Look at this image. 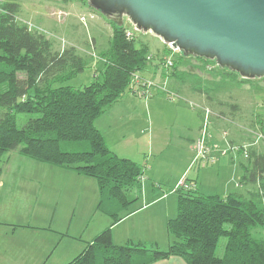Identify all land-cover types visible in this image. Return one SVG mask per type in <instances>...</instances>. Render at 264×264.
Segmentation results:
<instances>
[{
  "label": "trees",
  "instance_id": "trees-1",
  "mask_svg": "<svg viewBox=\"0 0 264 264\" xmlns=\"http://www.w3.org/2000/svg\"><path fill=\"white\" fill-rule=\"evenodd\" d=\"M21 11L20 0H0V161L6 153L18 150L33 160L95 178L100 192L98 209L112 218L113 225L141 198L144 169L113 152L95 122L129 91L133 74L146 71L153 62L150 50L144 44L138 47L135 35L127 36L126 30L133 27L129 22L118 26L110 20L111 33L105 45H98L99 53H79L75 46L56 49L53 37L41 26L42 30L30 28L21 19ZM96 56L103 68L100 74L95 72L89 85L64 84ZM185 58L201 64L178 69L174 60L167 70L174 81V85L168 82V88L181 97L178 103L194 107L188 97L203 98L209 107L220 110L211 115L210 125L224 122L226 130L242 132L236 118L240 105L231 92L253 80L221 68L215 61L181 55L187 66L190 62H184ZM208 65L215 67L209 70ZM216 69L231 83L203 77ZM194 108L202 120L201 130L204 111ZM23 115L28 118L20 124ZM242 126L264 135V116L255 107L250 123ZM253 140L249 134L241 143L232 139L219 143L242 146ZM262 142L248 147V157L242 152L228 154L242 175L227 196L177 190V214L167 221L173 236L167 250L141 241L116 244L109 226L66 264H156L170 257H180L186 264H264V237L254 233L264 228Z\"/></svg>",
  "mask_w": 264,
  "mask_h": 264
},
{
  "label": "rangeland",
  "instance_id": "rangeland-1",
  "mask_svg": "<svg viewBox=\"0 0 264 264\" xmlns=\"http://www.w3.org/2000/svg\"><path fill=\"white\" fill-rule=\"evenodd\" d=\"M20 1L22 3L21 19L44 28L49 36L53 37L56 49L75 46L79 53L90 54L94 51L97 54L100 47L98 45L107 43L111 33L109 20L89 6L87 0ZM90 14H94L95 17L89 18ZM82 16L88 18V22L84 23L81 20ZM125 24L127 25L128 22ZM132 29L136 36V45L138 47L147 45L155 60L165 59L169 54V48L166 51V43L160 42L159 37L152 33L137 31L134 27ZM181 55L183 53H176L173 59L178 69H185L188 66L182 63ZM102 68L103 65L96 56V60L83 72L68 79L64 84L82 88L89 85L94 79L95 72L100 74ZM205 78L231 83L230 79L224 78L219 69L208 72ZM252 80L239 89L234 88L231 92L235 102L240 105L236 118L239 120V128L243 131L239 129L237 131L236 128L226 130L227 125L218 121L217 127L214 125L209 127L210 139L218 143L230 141V139L241 143L249 136L242 125L247 126L250 123L253 109L256 107V112L264 116V78ZM190 101L198 104L200 107H196L200 109L208 106L198 99ZM138 102L139 105L133 109L123 101L121 106H115L109 112L110 114L101 116V119L105 120L115 113H120L128 120L125 127L127 131L125 139L130 144L128 152L131 158L145 167L142 196L138 203L150 202L156 198V194L163 191L169 194V199L177 197L178 191L175 186L184 177L189 180H198L201 183L199 190L201 193L206 190L224 196L223 194L227 192L231 184L238 180L241 168L237 163H232L228 155H221L215 162L205 166L191 165L195 155L193 140H197L201 135L202 120L197 110L194 107L179 104L177 97H170L166 93H156L149 98H140ZM209 108L212 109V114L220 113L219 109ZM226 111L229 113L228 109ZM27 118V115L21 116L19 123L23 124ZM226 131H228L227 135L224 133ZM259 147L264 150V142ZM50 165L52 164L23 156L18 150L3 155L0 161L2 170L0 221L28 222L34 218L43 223V226L54 225L55 230L61 233L65 232L62 230L66 228L76 232L85 227L88 220L86 198L80 197L74 190L64 191L56 175L45 169L51 167ZM91 179L95 185V191L93 194L92 187L90 188L91 193L88 199L97 206L98 182L95 178ZM156 189L157 192H155ZM159 205L157 204L155 208H159ZM173 208L176 212L177 204ZM5 225V223L0 224V264H32V250H26L19 244L16 247H10L3 239L4 233L1 229H4ZM261 229L263 228L255 229L254 233L264 237V234L259 232ZM154 236V241L144 243L156 245L160 250H167L173 240L165 224L163 229L154 231ZM19 243L22 242L19 241ZM71 250L67 254L68 260L79 252L75 253L73 248ZM219 252L221 253V250ZM60 256L59 252L54 261H58Z\"/></svg>",
  "mask_w": 264,
  "mask_h": 264
},
{
  "label": "water",
  "instance_id": "water-1",
  "mask_svg": "<svg viewBox=\"0 0 264 264\" xmlns=\"http://www.w3.org/2000/svg\"><path fill=\"white\" fill-rule=\"evenodd\" d=\"M118 26L152 33L184 56L264 78V0H87Z\"/></svg>",
  "mask_w": 264,
  "mask_h": 264
},
{
  "label": "crops",
  "instance_id": "crops-1",
  "mask_svg": "<svg viewBox=\"0 0 264 264\" xmlns=\"http://www.w3.org/2000/svg\"><path fill=\"white\" fill-rule=\"evenodd\" d=\"M159 40L164 43L161 39ZM167 49L168 47H166V51H168ZM152 61L153 62L149 64L146 71L142 72V75L147 78L157 80L167 79L169 83L174 85V81L171 77L166 75L167 69L163 65L164 58L155 60L152 55ZM184 62H190L188 67H186L189 69L201 64V61L190 58H185ZM205 76L206 75H203L204 78ZM188 98L190 100L198 99L204 102L203 98L200 97ZM138 100H140L139 97L126 92L117 103H115L101 116L110 114L109 112H111L115 106L120 105L123 101L134 109L139 105ZM101 116L96 119L95 124L104 135L109 148L120 157L130 158L136 161L134 158H131L128 152L130 150V144L125 139V133L127 132L125 127L128 123L127 118L122 117V114L120 113H115L112 116L107 117L105 120L101 119ZM194 141L195 139L193 140V144ZM50 166L51 167H47L45 169L51 174L56 175L57 180L60 183V187L64 191L66 190L69 192L74 190L80 197L84 196L86 198L88 220L85 227L81 230L72 232L70 228H66L65 230H62L65 231L62 233L55 230L56 228L54 225L51 224L50 226H47L48 224H46V226H43V223L34 220V218L30 219L28 222L17 220H9L7 222L0 221V224H6L4 229H1V231L4 233L3 239L7 242L8 246L16 247L19 244V246L24 247V249L33 251L32 264H66L75 258L78 253L80 254L84 250L87 242L92 241L97 234L109 226L112 227L113 240L116 244H124L129 241L152 242L155 240L154 231L156 229L159 230V228L163 229L164 224L167 230L168 219L176 216L177 214V211L174 212L173 207L175 204H177L178 207V196L173 199H169V194L163 191L161 193L158 192L159 194H156V198H153L150 202L146 201L142 204L136 202L131 207L130 213L124 216L119 222L112 225V218L98 209L99 202L96 206V203L94 204V202L88 199L90 198L91 193L90 188L92 187L93 194L95 191V185L93 181H91V178L93 177L86 176L63 167L55 165ZM144 168L145 167H143V169ZM1 173L2 170L0 169V174ZM241 175L242 170L239 178ZM144 178L145 175H143V179ZM238 180L231 184L227 192L223 194L224 196H227L237 187ZM193 181L197 183V191L199 192L201 189V183H199L198 180ZM1 191L2 190H0V192ZM157 191L158 190L156 189L155 192ZM201 194L213 195L218 193L205 190V192ZM1 195H3V193H1ZM157 204H160L159 208H155ZM36 219L38 218L36 217ZM259 232L264 234V228ZM19 241L22 243H19ZM71 248L76 251L75 253L79 252L71 260H68L69 258L67 257V254L72 251ZM59 252L61 253L60 259L58 261H54V258ZM156 264H186V262L180 257H170L159 260Z\"/></svg>",
  "mask_w": 264,
  "mask_h": 264
},
{
  "label": "built area",
  "instance_id": "built-area-1",
  "mask_svg": "<svg viewBox=\"0 0 264 264\" xmlns=\"http://www.w3.org/2000/svg\"><path fill=\"white\" fill-rule=\"evenodd\" d=\"M91 18H94V14H90ZM81 20L86 23L87 18L85 16L81 17ZM30 28H36L42 30L41 27L32 24L31 22L26 21ZM127 36L133 38L135 33L134 30L129 28L126 30ZM170 50L169 54L165 57L163 65L167 70H170L174 66V59L173 56L176 53H179L180 50L173 47L171 44H167ZM215 65H208L207 68L209 70L213 69ZM129 93L132 95L139 97V98H149L156 93H166L170 97H177L181 98L178 94L172 92L168 88V80H157L153 78H147L142 75L141 72H135L132 76L131 82L129 84ZM191 106H198V104L193 103L192 101H188ZM204 111V119H203V128L201 129L200 137L195 140L193 148L195 150V155L193 157L191 165L198 164L200 166H205L209 163L215 162V160L221 155H228L233 154L234 156L238 155L240 152L243 153L244 157H248V147L251 145H255L262 140H264V135L257 131H254L252 128H245L244 129L252 135L253 142L252 143H245L242 146L239 145H231L226 143L225 145H221L218 142L210 143L211 134L209 133V127L211 124L210 117L212 115V111L208 107H201ZM225 135L228 132H224ZM176 190H197V183L193 180H189L186 177L181 179L177 185L175 186Z\"/></svg>",
  "mask_w": 264,
  "mask_h": 264
}]
</instances>
